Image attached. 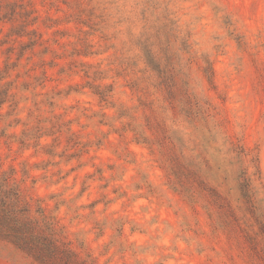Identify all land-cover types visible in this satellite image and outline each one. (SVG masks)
Here are the masks:
<instances>
[{"label": "rangeland", "instance_id": "1", "mask_svg": "<svg viewBox=\"0 0 264 264\" xmlns=\"http://www.w3.org/2000/svg\"><path fill=\"white\" fill-rule=\"evenodd\" d=\"M4 180L0 264H264V0H0Z\"/></svg>", "mask_w": 264, "mask_h": 264}, {"label": "trees", "instance_id": "2", "mask_svg": "<svg viewBox=\"0 0 264 264\" xmlns=\"http://www.w3.org/2000/svg\"><path fill=\"white\" fill-rule=\"evenodd\" d=\"M8 185L9 184L7 180L2 181L0 185V207L2 209L3 217L5 220H7V223L11 222L12 224H14V226H17L18 222L13 219H18L19 212L15 213V208L13 209V207L10 206V201L12 198L9 196V190H7ZM17 227L21 228L20 226Z\"/></svg>", "mask_w": 264, "mask_h": 264}]
</instances>
